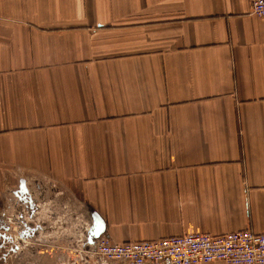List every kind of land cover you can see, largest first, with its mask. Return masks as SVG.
<instances>
[{"label": "crops", "instance_id": "crops-1", "mask_svg": "<svg viewBox=\"0 0 264 264\" xmlns=\"http://www.w3.org/2000/svg\"><path fill=\"white\" fill-rule=\"evenodd\" d=\"M40 204L114 243L264 233L251 0H0V264L77 261L36 224L4 250Z\"/></svg>", "mask_w": 264, "mask_h": 264}, {"label": "built area", "instance_id": "built-area-1", "mask_svg": "<svg viewBox=\"0 0 264 264\" xmlns=\"http://www.w3.org/2000/svg\"><path fill=\"white\" fill-rule=\"evenodd\" d=\"M251 14L264 18V0H251ZM25 210L22 208L6 218L7 224L16 221L15 227H8L10 242L4 246L6 253L9 252L13 241L25 240V216L28 215ZM19 216H22V219H19ZM33 220L39 225L38 218L33 216ZM82 226L86 235L90 225L84 221ZM12 232L17 238H10ZM85 235L80 244L84 250L86 248L85 253L71 264H79V261L80 264H208L217 261L225 264H264V233H253L250 230L222 235L183 234L157 240L123 243H114L99 237L93 245L87 244Z\"/></svg>", "mask_w": 264, "mask_h": 264}, {"label": "rangeland", "instance_id": "rangeland-1", "mask_svg": "<svg viewBox=\"0 0 264 264\" xmlns=\"http://www.w3.org/2000/svg\"><path fill=\"white\" fill-rule=\"evenodd\" d=\"M31 207V206H30ZM26 208V213L28 214L25 216L27 220V225H30L31 228L35 226V221L33 220L34 211L31 208ZM33 207V203H32ZM38 218V223L40 227L45 230L46 232H49L50 235L45 237V240L47 243L50 244L52 242L53 244H57V246L62 247L65 246L67 250H65L68 253L78 255V259L82 256L84 248L80 247L81 240L84 237V231H83V222L85 221L84 218L81 216L75 215L74 218H62V214L59 216H56L55 219L50 218V211H49V205L43 204V207L39 206L38 213L36 214ZM35 216V217H36ZM32 217V218H31ZM19 219H22V216H19ZM5 223V222H4ZM15 222H12L11 224L5 223V228L8 229V227H15ZM10 238L13 239V237L17 238V235L13 232L10 233ZM86 236V235H85ZM8 237V236H7ZM2 242V239L0 238V243ZM8 243V241L6 240ZM88 249V248H87ZM62 250H59L58 253L60 254ZM13 256V255H11ZM72 262H70L71 264ZM4 264V263H1ZM6 264H18V258L17 255L14 257H11L8 263ZM80 264V261H79Z\"/></svg>", "mask_w": 264, "mask_h": 264}, {"label": "water", "instance_id": "water-1", "mask_svg": "<svg viewBox=\"0 0 264 264\" xmlns=\"http://www.w3.org/2000/svg\"><path fill=\"white\" fill-rule=\"evenodd\" d=\"M31 206V202L29 203ZM103 224L97 216L92 217V225L89 227V230L86 234V242L88 245H93L95 240L101 237L103 234Z\"/></svg>", "mask_w": 264, "mask_h": 264}]
</instances>
